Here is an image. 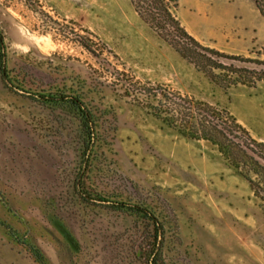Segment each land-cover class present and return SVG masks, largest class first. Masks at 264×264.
<instances>
[{"label": "rangeland", "instance_id": "rangeland-1", "mask_svg": "<svg viewBox=\"0 0 264 264\" xmlns=\"http://www.w3.org/2000/svg\"><path fill=\"white\" fill-rule=\"evenodd\" d=\"M177 1L182 27L237 70L199 72L130 0H0L9 71L81 96L97 139L83 149L77 112L0 71V264H149L131 208L160 224L161 264H264V165L214 129L264 158V18L252 0Z\"/></svg>", "mask_w": 264, "mask_h": 264}, {"label": "trees", "instance_id": "trees-1", "mask_svg": "<svg viewBox=\"0 0 264 264\" xmlns=\"http://www.w3.org/2000/svg\"><path fill=\"white\" fill-rule=\"evenodd\" d=\"M134 6L135 12L138 14L140 19L150 26L157 34L169 42L173 46L179 55L184 59L190 62L195 66V68L205 74L207 77L213 78L214 70H237L234 69L233 65L227 67L223 65L221 60H232L233 58L224 55L214 49L203 47L193 36H191L179 23L175 16V10L178 8L177 0H130ZM257 11L264 18V0H252ZM4 37L0 32V71L2 74L3 81L8 86H14L20 92L28 94L34 99H40L45 105H52L58 109L64 108V106H69L72 110L77 112L81 120V133L83 136L82 147L86 151L91 150L94 146L97 145V139L95 135V126L96 121L93 113H86L84 110V103L81 96L75 93H67L66 91L60 90L54 86L40 87L34 84L32 81V74L26 76L23 73L12 74L7 67V55L3 47ZM94 57L99 58L100 55H97L90 47L83 45ZM264 65V63H260ZM244 72L247 69H243ZM236 72V71H235ZM254 74H257L258 80H264V72L253 71ZM253 74V73H252ZM213 80V79H212ZM242 81H237L236 84L241 83ZM244 84V83H242ZM35 86V88L33 87ZM188 108L192 111L197 110L191 104L188 105ZM199 113L205 114V119L202 121V126H204V132L206 131V126L209 123H212V118L208 113L199 109ZM167 121V120H166ZM238 130L246 132L241 126H237ZM215 131L217 135L223 138L225 141L233 144L237 149L242 151L245 154H251V159L256 164H261L257 159L256 151L250 147L247 141L243 140V137L238 136L234 131L227 129L225 124L215 126ZM180 134L184 137L196 139V140H206L210 142H217V140L210 136L209 133L199 136L198 131L187 133L185 130H180ZM209 132V131H208ZM253 144H256L255 141L251 140ZM259 146V145H258ZM264 168V167H263ZM82 189V190H81ZM79 193L84 201L91 200V194L88 191H85V188L82 185H79ZM98 198V197H95ZM100 201V203L107 204L108 201L104 198L95 199ZM110 208L118 209V207L110 206ZM133 215L142 216L144 222H147V243L145 247V255L149 264H161L159 261L160 252H161V227L156 219L148 213L146 210L141 209H128ZM39 264H42L41 261H38Z\"/></svg>", "mask_w": 264, "mask_h": 264}, {"label": "crops", "instance_id": "crops-1", "mask_svg": "<svg viewBox=\"0 0 264 264\" xmlns=\"http://www.w3.org/2000/svg\"><path fill=\"white\" fill-rule=\"evenodd\" d=\"M191 29H192L191 34H192L194 37H198L197 34L195 33V32H196V29L194 30L193 27H192Z\"/></svg>", "mask_w": 264, "mask_h": 264}, {"label": "water", "instance_id": "water-1", "mask_svg": "<svg viewBox=\"0 0 264 264\" xmlns=\"http://www.w3.org/2000/svg\"><path fill=\"white\" fill-rule=\"evenodd\" d=\"M257 157V159L264 165V158H262V157H259V156H256Z\"/></svg>", "mask_w": 264, "mask_h": 264}]
</instances>
